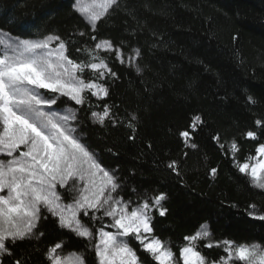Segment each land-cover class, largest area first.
Listing matches in <instances>:
<instances>
[{
  "label": "trees",
  "instance_id": "obj_1",
  "mask_svg": "<svg viewBox=\"0 0 264 264\" xmlns=\"http://www.w3.org/2000/svg\"><path fill=\"white\" fill-rule=\"evenodd\" d=\"M75 2L0 0V30L20 38L59 35L70 41L69 54L78 62L90 59L83 49L102 40L123 51L125 63L115 52L99 51L116 76L97 81L108 87V97L87 99L92 111L107 104L121 120L136 116L134 133L127 124H95L87 104L69 102L79 109L78 132L100 163L119 178L121 188L115 195L136 206L166 193L167 213L161 216L153 209L152 228L177 259L188 243L185 237L204 225L211 236L196 248L208 261L224 257L216 245L225 240L264 245V221L248 215L264 214V190L252 187L236 167L252 163L264 143V0H120L119 8L103 15L95 29ZM134 49L141 56L129 64ZM83 78L95 79L90 72ZM197 115L203 123L192 131ZM182 131L191 132L196 149L185 145ZM248 131L256 138L247 137ZM133 134L135 140L129 138ZM234 142L237 149L232 148ZM172 161L179 164V176L165 167ZM45 215L38 238L18 242L17 258L25 255L29 264H48L47 249L61 243L60 253H84L86 264H98L93 241L60 229L54 217ZM83 219L93 234L96 226L109 221ZM209 242L212 247H207ZM130 244L142 264H156L138 241Z\"/></svg>",
  "mask_w": 264,
  "mask_h": 264
},
{
  "label": "snow or ice",
  "instance_id": "obj_2",
  "mask_svg": "<svg viewBox=\"0 0 264 264\" xmlns=\"http://www.w3.org/2000/svg\"><path fill=\"white\" fill-rule=\"evenodd\" d=\"M119 5L120 0H91V3L78 0L76 10L86 15L90 27L95 29L101 17ZM97 7L101 10L97 11ZM69 43L54 34L20 38L0 31V264H29L25 255L17 258L14 249L18 242L38 238L40 222L47 219L45 213L56 219L60 229H67L90 244L96 239L92 247L98 264H142L129 239L138 241L156 264H175V253L153 234L152 228V210H158L161 216L167 213V208L163 207L166 193L151 197V203L145 198L129 211L131 202L113 195L121 188L119 178L100 163L98 154L78 132L79 109L60 107L69 102L81 107L87 104L93 123L102 127L127 124L134 133L136 116L121 120L113 106L107 104L100 111H92L94 106L87 99L88 96L108 97V87L97 81L116 76L99 56V51L115 52L120 63H125L124 53L115 48L111 40H102L94 48L83 49L90 59L78 62L69 54ZM133 51L134 55L127 58L129 64H134L141 56L139 49ZM136 70L141 71L139 66ZM85 72L92 73L95 79L85 80ZM246 99L253 105L256 103L251 96ZM202 123L197 115L191 130L195 131ZM255 123L260 125L261 121ZM179 135L187 147L197 148L195 143H190V131H182ZM246 135L256 138L253 131ZM129 138L135 140L136 137L133 134ZM214 139L219 141L218 137ZM232 148L237 149L235 142ZM257 152L264 157V143L259 145ZM165 167L180 175L176 161ZM236 167L239 173L248 176L252 187L264 190V159ZM216 172V168L211 169L213 176ZM58 188L67 190L66 194L75 190L71 204L63 203L64 197ZM252 208L255 209V205ZM99 212L103 213L102 217L95 215ZM81 213L89 222L110 217V227L115 231H105L107 226H101L94 236L93 230L81 221ZM248 215L264 221V214L256 216L250 211ZM43 235L39 232V236ZM210 236L205 226L204 231L185 237L189 244L180 249L183 264H235L236 261L264 264V245L236 244L230 240L216 245L222 247L225 257L218 262L208 261L197 250L195 242ZM61 249V243L47 249L48 264H86L84 253L62 256Z\"/></svg>",
  "mask_w": 264,
  "mask_h": 264
},
{
  "label": "rangeland",
  "instance_id": "obj_3",
  "mask_svg": "<svg viewBox=\"0 0 264 264\" xmlns=\"http://www.w3.org/2000/svg\"><path fill=\"white\" fill-rule=\"evenodd\" d=\"M77 2H78V0H76V2H75V8H76V4H77ZM83 2H86V3H91V0H83ZM101 9L99 8V7H97V11H100ZM86 21H87V17H86V15H84V14H81V13H79ZM88 22V21H87ZM89 24V23H88ZM0 31H2V30H0ZM59 103V102H58ZM53 107H56V106H53ZM60 107H63V108H66V107H71V108H73L69 103L67 104V105H60ZM74 109V108H73ZM259 159H264V157H261L259 154H258V152H257V154H256V157H255V159H253V161H252V163H250V165H252V164H254V163H256V161L257 160H259ZM58 191L61 193V195L64 197V199H63V203L64 204H71L72 202H73V199H74V197H75V195H76V192H75V190H73L70 194H66V191L67 190H65V189H59L58 188ZM114 196H116L115 195V193L113 194ZM118 197V196H117ZM137 206V205H136ZM136 206H130V208H129V211H131L132 210V208L133 207H136ZM90 215H91V213H90ZM95 215L97 216V217H102L103 216V213L102 212H99V213H95ZM83 217L84 218H86L85 216H83V214L81 213L80 214V219H81V221L85 224V221H84V219H83ZM105 218H107L109 221H108V223H103V224H105V226H107V227H105V231H115V229H113V228H111L110 227V225H111V223H112V220H111V218L110 217H105ZM102 226V225H101ZM101 226H96L95 227V231L99 228V227H101ZM205 226L206 225H204V226H202L201 227V229L199 230V231H204L205 230ZM208 230V229H207ZM96 235V232L94 233V236ZM208 239V238H207ZM131 240L132 239H129V243H131ZM201 240H206V239H201ZM201 240H198L197 242H195V246L197 245V243L199 242V241H201ZM93 242H94V244L97 242L96 241V239H93L92 240ZM93 244V245H94ZM189 244V242L186 244V245H188ZM209 244H211L210 242H209ZM185 245V246H186ZM130 246L132 247V245L130 244ZM167 246V245H166ZM167 247H169V246H167ZM225 252V251H224ZM59 254L60 255H62V256H67V255H69L70 253H66V254H62V253H60V251H59ZM226 256V253H224V257ZM174 260H175V264H183V261H182V259L180 258V259H177V258H175L174 257ZM238 264H242V262H239V261H236ZM236 264V263H235Z\"/></svg>",
  "mask_w": 264,
  "mask_h": 264
}]
</instances>
